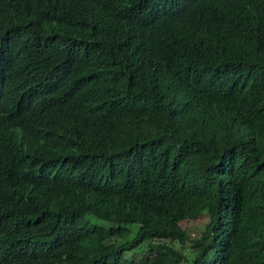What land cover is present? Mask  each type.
<instances>
[{
  "label": "trees",
  "instance_id": "obj_1",
  "mask_svg": "<svg viewBox=\"0 0 264 264\" xmlns=\"http://www.w3.org/2000/svg\"><path fill=\"white\" fill-rule=\"evenodd\" d=\"M0 126V264H264V0H0Z\"/></svg>",
  "mask_w": 264,
  "mask_h": 264
},
{
  "label": "clouds",
  "instance_id": "obj_2",
  "mask_svg": "<svg viewBox=\"0 0 264 264\" xmlns=\"http://www.w3.org/2000/svg\"><path fill=\"white\" fill-rule=\"evenodd\" d=\"M9 17L15 21L21 20L20 21L21 25L28 22V20L32 18L45 21L43 17L34 13H9ZM84 18H86V22L81 21V23L78 26V31L85 32V31L97 30L100 28L104 19V17H101L100 15V8H94L89 10L85 14ZM0 152L2 155H4L5 153L4 137L1 126H0Z\"/></svg>",
  "mask_w": 264,
  "mask_h": 264
},
{
  "label": "rangeland",
  "instance_id": "obj_3",
  "mask_svg": "<svg viewBox=\"0 0 264 264\" xmlns=\"http://www.w3.org/2000/svg\"><path fill=\"white\" fill-rule=\"evenodd\" d=\"M204 222H205V220H203L202 218H199V219L193 220V221H190V220L183 221L182 224L187 227V229H188L187 231H188L189 235L191 236V235L196 233L197 228L203 227ZM208 255H209V252H207L204 256H200V257L207 259ZM184 264H186V263H184Z\"/></svg>",
  "mask_w": 264,
  "mask_h": 264
},
{
  "label": "built area",
  "instance_id": "obj_4",
  "mask_svg": "<svg viewBox=\"0 0 264 264\" xmlns=\"http://www.w3.org/2000/svg\"><path fill=\"white\" fill-rule=\"evenodd\" d=\"M185 250H187V247H185Z\"/></svg>",
  "mask_w": 264,
  "mask_h": 264
}]
</instances>
